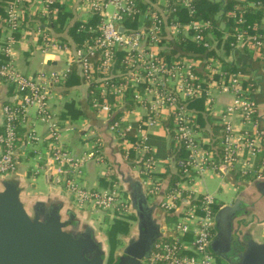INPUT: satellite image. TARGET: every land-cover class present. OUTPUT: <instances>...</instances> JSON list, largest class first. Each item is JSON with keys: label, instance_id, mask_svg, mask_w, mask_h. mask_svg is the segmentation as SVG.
Segmentation results:
<instances>
[{"label": "built area", "instance_id": "2783aa9c", "mask_svg": "<svg viewBox=\"0 0 264 264\" xmlns=\"http://www.w3.org/2000/svg\"><path fill=\"white\" fill-rule=\"evenodd\" d=\"M59 1L36 0L37 12L49 13ZM195 1L171 0L164 14L169 16L162 19L161 14L144 0H84L97 22L92 25L85 22L80 26L79 32L89 33L80 47H70L39 28L36 32L42 38L45 51L70 53L69 63L77 66L80 77L92 87L91 102L97 113L106 111L112 116L116 110L112 99L119 103L117 106L133 103L144 109V116L136 127L122 126V120L117 119L112 121L111 129L120 137L133 133L137 136V140L125 148V156L131 159L134 153V162L150 202L160 195L165 179L158 175L156 157L148 154L150 146L146 130L162 123L171 132L176 146L188 153L180 163L185 182L191 183L195 176L207 169L221 174L234 171L242 177L261 178L264 175L263 169L256 168V159L264 150V126L254 97L260 78L248 75L236 63V71L221 69L216 56L211 55L212 51H218L217 46L211 44L210 36H215L217 24L198 17ZM29 3L31 0H8L6 15L0 16V28L9 31L6 47L2 50L7 61L0 64V76L15 88L12 101L1 107L0 175L14 174L19 170L22 144L19 129L27 126L32 110L42 121L49 122L55 133L53 138L59 139L49 110L50 89L52 85L65 81L70 71L41 73L32 78L22 74L15 63L14 34L25 23V10ZM178 4L183 8L179 9ZM110 9L112 12L109 14ZM248 9L264 12V3L242 0L235 5L233 11L226 15L227 19L235 20L233 32L228 33L225 29L224 36L234 39L230 44L232 52L246 51L264 66V33L259 32L258 26H254L256 32L248 30L250 26L247 28L245 18ZM181 10L186 12L189 24L182 19ZM167 25L176 29L182 37L180 40L188 41L189 38L204 47L206 53L209 52L207 56L210 57L204 66L206 78L199 75L200 67L192 62L168 59L163 53L165 40L161 35L166 32ZM183 31L188 33V38L181 33ZM213 87L233 95L231 103L220 114L222 130L217 145L212 139L208 141L198 136L199 113L189 106L191 99L204 97L206 110L211 114L210 88ZM237 120L240 128L236 127ZM28 138L38 140L31 131ZM49 154L60 166H67L70 173L68 189L78 207L93 204L102 210L133 212L129 198L124 199L118 183L107 189H91L78 182L77 176L86 162L95 159L105 161L99 147L79 157L58 144ZM184 184L180 181L175 188L168 187L163 195L160 209L167 214L179 211V215L174 216L172 227L168 225L163 230L165 237L155 243L146 264H221L210 249L216 234V198L209 193L195 194ZM199 195H202L200 201L193 203L192 200Z\"/></svg>", "mask_w": 264, "mask_h": 264}, {"label": "crops", "instance_id": "0c3cea01", "mask_svg": "<svg viewBox=\"0 0 264 264\" xmlns=\"http://www.w3.org/2000/svg\"><path fill=\"white\" fill-rule=\"evenodd\" d=\"M37 5L38 3L36 0H31V3L26 5L25 23L21 29L14 34L15 43L13 48L16 54V67L22 74L32 78L38 77L41 73H66L67 70L70 72H68V77L65 81L52 85L50 89L52 94L49 100V110L53 117V122L56 124V132L59 134V139L56 140L53 138L55 133L50 128L49 122L42 121L41 118L34 113V110H32L30 120L22 133L24 137L21 146H23L25 137L29 135L30 131L31 133L33 132V135L38 137V140L32 141L28 138L27 144L24 145L23 148L21 147L19 170L13 175H16V178L21 181V186L24 188L25 195L28 199L46 200L48 198H56L58 201H62L66 207H71L84 215L86 217L84 220H91L92 222L91 217L103 210L93 204L85 208L77 206L73 194L68 189V179L70 178L68 168L67 166H60L49 154L50 150L52 147L60 144L73 155L81 157L92 149H96L97 147L101 149L105 155V161L100 162L95 159L86 162L81 168V173L77 176L78 182L86 188H110L113 183H116V179L113 175L119 179V174L121 172H132L134 176L141 179L137 169L138 166L134 162V153L131 159H127L125 156V148L130 143L135 142L137 136L133 133L128 134L126 137H120L111 129V124L112 121L118 119L122 120V126L132 125L136 127L139 119L144 116V109L133 103L117 106L119 103L112 99L111 101L114 103V106H116L113 107L114 109L116 108V110L112 113V116H109V112L106 111L101 114L97 113L93 109L91 102L92 87L85 83L80 77L77 66L69 63V58L71 57L70 53L68 51L64 52L58 50L45 51L42 48V38L36 33L38 28L46 32L52 38L60 39L66 44H69L70 47H73L74 41L70 35V30L75 24L85 22L91 23L96 20V17L86 7L84 0H61L50 8L49 13L37 12ZM111 12L112 11L108 13L110 14ZM63 15H66V17L62 22ZM217 17L215 31L221 33V38L216 40V48L218 51H212L211 55L216 56L217 63L222 70L225 69L224 67L227 64L233 65L237 69V64L240 68H245L248 75L253 78H260L254 97L259 107L261 123L264 126V66L255 59L252 54H247L242 51L232 52V50L230 54H227L225 53L227 52L226 46L225 52L222 51L226 41V35L224 36V34L227 31L231 33V30H229L230 23H228L229 19H227V16L219 14ZM184 22H188L187 14ZM225 29H227V31ZM216 35L215 33V36ZM4 38L2 37L0 39V48L2 47L1 41ZM229 39L230 38H228V40ZM180 41L183 40L181 39ZM212 42L211 44H214L215 41ZM222 44L224 45L222 46ZM170 47L172 50L170 49L169 53L163 52L167 55L166 57H168V59L180 58L188 60L195 66L200 67L198 69L199 75L202 78H206V69L204 66L206 65V59L210 57V55L207 56L209 52L206 53V57L197 58L189 56L185 51L182 53L178 50V44L175 41L172 42ZM0 53L2 54L1 50ZM231 57L232 59H230ZM0 79L1 106L8 100L11 101L13 99L15 88L2 77H0ZM66 81H70V83ZM210 90L212 94L213 112L208 114L206 110L207 101L204 98L205 108L199 111V118L203 120H198L200 126L198 136L208 141L214 137L213 135L221 136L222 125L220 114L233 99L232 93L225 92L221 88L213 87L212 89L210 88ZM236 127H241L238 120L236 121ZM1 128L2 118H0V130ZM146 131L148 134V144L150 146L148 154L156 157L157 172L161 174L171 169L172 172H174L176 169L174 150L177 146L166 124L162 123L153 127L151 126L147 128ZM31 158H36L37 160L36 169H33L29 163ZM256 168L263 169L264 174V150L256 159ZM207 170H212L216 174L215 176L220 178L222 183L228 182L240 188L236 197L238 198L240 196L241 201L244 200L247 208L251 206L249 207L250 212L244 214L242 231L244 233H251L256 241L264 243V192L258 187V184L264 181V175L261 178H252L248 176L242 177L240 173L234 171H224L221 174L213 169ZM32 171L33 175L42 173L46 181V191L30 192V187L36 189L38 187L37 183L32 181L29 182L28 180L29 174ZM204 173L201 174L203 178ZM166 180L167 179H165V181ZM182 182L186 183V185H183L186 189H190L195 194L210 192L208 188L206 192H198L191 189L189 186L187 187V184L192 185L194 180L191 183H187L184 180ZM118 184L123 187L120 179ZM162 185H164V183ZM123 190L125 191L124 187ZM157 198L151 203H154ZM237 198H234L231 202H222L220 204L230 205ZM216 202H218L217 198ZM158 208L160 207L158 206ZM105 211H112L109 215H115L114 210ZM169 218H174V216L166 218L167 226L170 225ZM133 223L129 234L132 233L135 228L136 223Z\"/></svg>", "mask_w": 264, "mask_h": 264}, {"label": "water", "instance_id": "95a60500", "mask_svg": "<svg viewBox=\"0 0 264 264\" xmlns=\"http://www.w3.org/2000/svg\"><path fill=\"white\" fill-rule=\"evenodd\" d=\"M27 141L28 136L23 146ZM1 176L0 264H106L105 238L84 220V215L56 198L28 199L19 179ZM119 179L128 193L137 224L132 232L136 233L130 235L123 254L113 264H144L155 243L165 237L166 218L179 215V211L167 214L158 208L169 179L154 203L150 202L142 180L132 172H121ZM258 187L264 192V181ZM240 205L239 196L232 204L218 209L211 252L230 264L232 260L236 264H264V243L242 231L244 214Z\"/></svg>", "mask_w": 264, "mask_h": 264}, {"label": "trees", "instance_id": "16d2710c", "mask_svg": "<svg viewBox=\"0 0 264 264\" xmlns=\"http://www.w3.org/2000/svg\"><path fill=\"white\" fill-rule=\"evenodd\" d=\"M7 1L8 0H0V16H2V17H5V15H6V2ZM249 1L263 2L264 3V0H249ZM239 4H240V2L239 1L237 2V0H196L194 2V7L196 8V10L198 12V17L202 18L203 20H211L213 23H215L217 20V18H216L217 15L222 14L223 16H226L228 14V12L233 11L235 5H239ZM65 17H66V15H63L62 22H63ZM184 18H185V16H184ZM184 18H182V19L185 21ZM245 18L247 21V24H246L247 28H248V26H250V29H248L250 32H256L254 30V26H258L259 32L264 33V23H263L264 12L263 11H255L252 9H248ZM229 20H230L229 30H231L230 32H233V29H234L233 24H234L235 20L234 19H229ZM188 21H189V18H188ZM95 22H97V19L95 21H92L89 25L95 24ZM82 24H84V23H77L70 30V35H71V37L74 41V45H76V47H80V45L84 42V40L89 37V33L79 32V28H80V26H82ZM2 33L3 32L0 29V39L2 38ZM215 33L219 37H221L220 32H215ZM232 41H234V39L230 38L229 41L226 43V50H227V53H229V54H230V51L232 50V47L230 45ZM181 45H183L182 46V47H184L183 49L188 50V55L191 57L202 58L206 55V51H205L204 47L197 45L196 43L192 42L189 39L187 42H184ZM6 61H7V57H5L3 54L0 53V64L4 63ZM224 68H225L224 69L225 71H236V68L233 65L227 64V65H225ZM241 69L244 70L245 72L247 71L245 68H241ZM66 82L70 83V81H66ZM11 101L8 100L7 102H11ZM189 106L192 109H195L197 111H201L203 108H205L204 97L191 99L189 101ZM200 119H202V118H199V120ZM23 130H25V127H20L19 136L21 137V140L24 137V135H22ZM213 136H212L213 137L212 141H213L214 145H217V143L219 142V135H217V136L213 135ZM123 152H124V150H123ZM187 154L188 153L184 148H181L178 146L175 147L174 155H175L176 169L174 170V172H172V169H171L165 173H161V174L158 173V175L162 179H169V185H168L169 188L170 187L175 188L177 186L178 182L186 179V177L184 176V174L182 172L180 163L186 158ZM113 177L116 179L115 182L119 183V179L116 178L114 175H113ZM124 193H125V195H128L127 192H124ZM184 193H186V192H184ZM201 197H202V195H199L196 199H193L192 202L194 203V202L200 201ZM220 206H221V204L216 202V204L214 205L215 211H218ZM171 219H173V218H171ZM113 220L114 221H113V223H111L109 229L107 230V234H106V237L108 239V243L111 247V257L108 261V264H113L115 262L114 257H113V252L122 244L120 236L121 235H127L130 232V230L132 228V224H133L132 221L137 220V217H136L135 213L133 212L132 214H130L127 217L115 218ZM217 258L221 259L219 257H217Z\"/></svg>", "mask_w": 264, "mask_h": 264}, {"label": "rangeland", "instance_id": "374dc122", "mask_svg": "<svg viewBox=\"0 0 264 264\" xmlns=\"http://www.w3.org/2000/svg\"><path fill=\"white\" fill-rule=\"evenodd\" d=\"M145 1L148 2L149 6H151L152 8H154L157 12H159L161 14V16H162L161 18L162 19H163V17H168L169 16V15H165L164 16V14H165V10L167 8V5L169 3H172L171 0H144V2ZM237 1L240 2L242 0H237ZM176 2L178 3L179 1H176ZM178 8L179 9H182L183 6H181V5L178 4ZM110 11H111V9H110ZM180 13H181V17L182 18H184V16H186V12L185 11H182L181 10ZM151 17H152V13H151V16L149 17V19H151ZM216 18H218V17H216ZM189 22L190 21H188V24H189ZM167 27L168 28L166 29V32L165 33H162V35H161V37L164 38V40H165L164 41V45H163L164 52L165 53H169L170 52V49L172 50V48L170 47V44H172V42L175 41L178 44V50H180L182 53L184 51L188 53V50L183 49L184 47H182L183 45H181V43L183 44L184 41H180L179 40V38H182V37L179 35V33L176 31V29L173 28L172 26H169V25H167ZM1 30H3V29H1ZM8 32L9 31H4L2 33V37L3 38L5 37V38L1 41L2 42V47L0 48L1 51L3 50V48L6 47V44H7L6 43V36L8 35ZM190 32L191 31H188V33H190ZM181 33L185 37L188 36V33L187 32L185 34H184V31L181 32ZM210 36H212V39L211 40L215 41L213 47H216V44H217V41L216 40L217 39H220L221 37H219L218 35H216V36L210 35ZM186 38H188V37H186ZM227 40L228 39H226V41ZM226 41L224 43L225 45L222 44V46L224 45L223 46V49H222L223 52H225ZM244 52L247 53L246 51H244ZM225 53H227V52H225ZM3 79L6 81L5 78H3ZM6 82H8V81H6ZM195 111H197V110H195ZM197 112L199 113V116H200V112L199 111H197ZM29 161H30L29 163L32 166V168L33 169H36V163H37L36 158H34V159L31 158ZM215 175L216 174L212 170L211 171L210 170H207L204 173V178L201 175H197L194 178L193 184L192 185L187 184V187L189 186V187H191V189L196 190L198 192H206L207 191L206 189L208 188L209 191H210L208 193L212 194L215 198H217V201H218L219 204L222 203V202H227L228 203V202L233 201L234 198H237L236 196H237V193L239 192L240 188H238L236 186H233V185L229 184L228 182L222 183V181L220 180V178L217 177V176H215ZM5 176L6 177L8 176L5 179H11L9 177H12V179H15V177H16V175H13V174H8V175H5ZM0 178H2L1 175H0ZM28 180H29V182L32 181V182L38 184L37 189L36 188H33V187H30L29 188V190H30L31 193L38 192V191H46L47 190L46 181L44 180V177L42 176V173H40L39 175H33V171H32L29 174ZM185 185H186V183H185ZM120 187H121V185H120ZM121 190H122V193L126 192V191L123 190V187H121ZM124 199L125 200H128V195H125V193H124ZM151 200L153 201V199H151ZM129 206H131L130 205V202H129ZM110 212L112 213V211H110ZM110 212H108V211L106 212L105 210H103V211L99 212L98 214H95V215H93L91 217L92 222H91V220H88L94 226V228L97 230L98 235L100 237L105 238V246H106V251H107V261H106V264H108V261H109V259L111 257V247H110V245L108 243V239L106 237L107 230L109 229L111 223H113V221H114L113 219L127 217V216H129L130 214L133 213L131 211H125L123 209H121V211H119L117 209L115 211V215H111V214L109 215ZM133 222H135L137 224V221L136 220L132 221V223ZM173 222H175V219H171L169 221L170 227H172V223ZM135 233H130V234L128 233L126 235L127 237L125 235H121L120 236V239L122 241V244L113 252L114 260H116V258L119 255L123 254L124 247L126 246V244L128 242V239L131 237L130 235H134ZM216 259H217V261L219 263L226 264L222 259H218L217 257H216ZM144 264H146V263H144Z\"/></svg>", "mask_w": 264, "mask_h": 264}, {"label": "flooded vegetation", "instance_id": "af4514ba", "mask_svg": "<svg viewBox=\"0 0 264 264\" xmlns=\"http://www.w3.org/2000/svg\"><path fill=\"white\" fill-rule=\"evenodd\" d=\"M241 204H242V208H243V211H241L243 214H247V213H249L250 212V209H249V207H251V206H249L248 208L246 207V204L244 203V200H242L241 201ZM248 211V212H247ZM41 214V213H40ZM217 257V256H216ZM231 259H233V257H231ZM224 261V260H223ZM225 262V261H224ZM232 263L231 264H236L237 262L236 261H231ZM226 264H230V262H225Z\"/></svg>", "mask_w": 264, "mask_h": 264}]
</instances>
